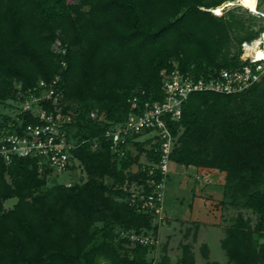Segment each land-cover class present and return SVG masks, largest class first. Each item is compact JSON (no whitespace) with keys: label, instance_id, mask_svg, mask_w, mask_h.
<instances>
[{"label":"trees","instance_id":"trees-1","mask_svg":"<svg viewBox=\"0 0 264 264\" xmlns=\"http://www.w3.org/2000/svg\"><path fill=\"white\" fill-rule=\"evenodd\" d=\"M231 1L0 0V103L15 98L17 85L58 76L62 110L74 115L72 154L85 175L66 186L36 158L6 164L0 157V264H170L166 246L158 261L148 260L153 244L120 234L157 236L153 215L127 197L132 183L147 178L132 165L142 154L157 161L158 153L135 142L136 153L117 158L104 134L126 120L133 96L139 103L163 97L162 69L176 63L197 77L243 63L242 43L258 39L264 25L247 23L240 4L212 11ZM33 121L25 115L23 122ZM171 132L172 162L217 173L219 206L257 216L254 226L241 213L224 226L226 264H264V74L238 93H190ZM9 199L15 202L5 208ZM200 250L206 264H219L208 261L206 244ZM175 264H195L189 243Z\"/></svg>","mask_w":264,"mask_h":264},{"label":"built area","instance_id":"built-area-1","mask_svg":"<svg viewBox=\"0 0 264 264\" xmlns=\"http://www.w3.org/2000/svg\"><path fill=\"white\" fill-rule=\"evenodd\" d=\"M260 37L261 43L258 46L264 51V41ZM246 43H242L243 56L240 55L243 63L233 69L222 68L197 77L182 72L176 63L171 69H162L163 97L139 103L138 97L133 96L129 100L132 110L126 120L111 123L105 131L104 136L109 141L111 152L117 158L124 157L127 151L136 153L135 142H144L146 149L158 153L157 161H149L142 154L139 162L132 165V171L141 169L146 172L147 178L145 183H132L127 197L135 210L152 214L155 222L164 217L163 188L176 139L171 132L172 122L179 119L183 103L192 92L238 93L261 79L264 74V58L245 56ZM57 79L58 76L50 82L40 79L36 85L27 89L17 85L15 98L6 101L7 105L0 103V157L6 164L16 157L36 158L40 168L48 167L53 173L65 172L78 166L72 154L77 141L67 133V126L73 121L74 115L62 110L60 93L55 89ZM25 115L35 121L24 123ZM91 116L95 117V114L91 113ZM142 135L144 137L140 138ZM73 182L64 184L71 186ZM120 234L127 236L133 243L147 245L153 242L151 234L133 231H121Z\"/></svg>","mask_w":264,"mask_h":264},{"label":"rangeland","instance_id":"rangeland-1","mask_svg":"<svg viewBox=\"0 0 264 264\" xmlns=\"http://www.w3.org/2000/svg\"><path fill=\"white\" fill-rule=\"evenodd\" d=\"M247 3L256 12L246 6L244 7L248 8L247 11L239 8L238 11L246 22L254 28L264 25V0H254V3L253 0H247ZM237 4L224 6L220 14ZM257 5H259L258 9ZM252 14L260 18L252 17ZM241 48L243 53V47ZM252 55L258 57L261 54ZM168 166V175L163 188L164 217L158 221L157 236L151 234L154 248L147 254V259L158 261L163 247L166 246L170 264H175L181 254V245L189 243L192 246L195 264H206L207 260L203 258L200 250L201 245L206 244L209 249L208 261L226 264L227 257L220 246V240L225 235L224 226L229 225L238 213L248 218L254 226L257 216L249 209L219 206L218 201L223 197V189L219 185L217 173H205L194 167L184 168L172 161ZM80 177L84 178L85 175L79 166L52 174V179L60 183L77 181ZM51 183L50 179L48 185ZM14 202L15 199H9L4 202V207L10 208ZM195 232L196 239L193 240Z\"/></svg>","mask_w":264,"mask_h":264},{"label":"bare ground","instance_id":"bare-ground-1","mask_svg":"<svg viewBox=\"0 0 264 264\" xmlns=\"http://www.w3.org/2000/svg\"><path fill=\"white\" fill-rule=\"evenodd\" d=\"M235 3H238L242 6H246L248 7L251 11L253 12H256L252 7H250L247 3V0H233L231 2H226V3H223L222 5L218 6V7H215L214 9H212L213 12L217 13V14H220L221 12V9L224 7V6H228V5H232V4H235ZM236 6V5H235ZM222 14V13H221ZM261 40L264 41V33L263 35H261ZM259 43H261V41L258 39H256L254 42L252 43H246L244 46H245V56L246 55H252V54H261L259 55L258 57H256L257 59H263L264 58V51L261 47H259Z\"/></svg>","mask_w":264,"mask_h":264},{"label":"snow or ice","instance_id":"snow-or-ice-1","mask_svg":"<svg viewBox=\"0 0 264 264\" xmlns=\"http://www.w3.org/2000/svg\"><path fill=\"white\" fill-rule=\"evenodd\" d=\"M253 3H254V0H253Z\"/></svg>","mask_w":264,"mask_h":264},{"label":"crops","instance_id":"crops-1","mask_svg":"<svg viewBox=\"0 0 264 264\" xmlns=\"http://www.w3.org/2000/svg\"><path fill=\"white\" fill-rule=\"evenodd\" d=\"M167 252H168V250H167Z\"/></svg>","mask_w":264,"mask_h":264}]
</instances>
